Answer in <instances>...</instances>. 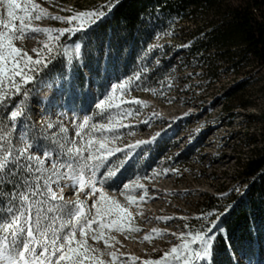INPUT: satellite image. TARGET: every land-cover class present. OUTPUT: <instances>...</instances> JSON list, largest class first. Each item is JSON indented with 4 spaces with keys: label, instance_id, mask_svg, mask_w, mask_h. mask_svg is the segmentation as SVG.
<instances>
[{
    "label": "snow or ice",
    "instance_id": "1",
    "mask_svg": "<svg viewBox=\"0 0 264 264\" xmlns=\"http://www.w3.org/2000/svg\"><path fill=\"white\" fill-rule=\"evenodd\" d=\"M120 5L121 0H105L82 9H60L70 15H53L34 0H0V264H121L117 250H109L110 241L119 243L111 233L139 231L130 209H139L148 196L142 181L179 171L151 168L142 174L139 162L144 155L151 159L153 151L159 154L161 144L175 136L174 125L192 117L191 109L149 139L124 142L139 126L126 121L138 115L136 106L147 107L126 97L133 89L157 94L147 84L161 60L157 57L151 68L147 61L162 46L141 45L129 69L127 24L112 25ZM44 19L65 26L34 25ZM138 23H143L142 14ZM41 34L42 47L31 50L35 57L17 46V41ZM161 35L173 33H156L157 38ZM159 83L163 97V81ZM41 93L47 103L35 99ZM158 117L153 112L140 123L151 126ZM202 130L203 125L194 129L185 147ZM134 166V178L125 176ZM258 179L264 181V172L220 193L218 203L194 217L195 224L180 217L186 231L171 234L180 243L142 264H264V197L253 207L252 196ZM65 190L73 198H66ZM240 209H249L247 238L236 237L233 230V214ZM160 235L153 229L143 240ZM89 239L103 241L104 249ZM129 259L136 264L138 258Z\"/></svg>",
    "mask_w": 264,
    "mask_h": 264
},
{
    "label": "rangeland",
    "instance_id": "2",
    "mask_svg": "<svg viewBox=\"0 0 264 264\" xmlns=\"http://www.w3.org/2000/svg\"><path fill=\"white\" fill-rule=\"evenodd\" d=\"M241 1L244 0H231L233 4ZM34 2L48 9L53 15H70L68 11L60 9L69 7L82 9L89 7L95 0H34ZM209 19L211 16L202 12L197 13L192 19L166 18L157 32L163 33L168 30L173 35H161L157 38L155 34L147 44L143 37L129 46L137 55L141 45L146 49L149 45L158 43L162 46L163 55L164 52L166 55L164 60H161L163 55L161 50H157L147 61L151 68L157 57L161 60L159 65L161 71L150 72L147 84L150 88H156L157 94L133 89L130 97H126V99H140L147 107L136 106L138 115L129 117L126 121L139 126L135 127L134 135L130 137L125 135L124 142L149 139L152 134L165 127L173 117L181 116L190 109L192 117L174 125L175 136L161 144L158 155L153 151L151 159L144 155L139 162L142 174L151 171V168H176L179 171L168 172L151 181H142L148 189V196L140 204L139 209L135 207L130 209L134 213V226L139 231L127 234L111 233L119 243L110 241L109 250H117L121 264H132L129 259L132 256L138 258L136 264H142L144 259L159 258L164 251L178 244L180 241L171 234L173 232L179 234L183 231L184 220L180 217H195L199 213L198 204L205 197H217L238 182H243L238 175L240 166L251 155L252 145L260 144L259 113L264 109V66L256 67L250 57L245 56L240 66L225 70L219 51H210L209 58L216 69L213 72L215 78L211 79L210 72L206 71L208 68L206 69L207 66L202 59H198V56L185 57V51L193 42L195 27L206 26L205 21ZM34 25L55 28L65 26L58 21L48 19L34 21ZM44 39L41 34L16 43L18 47H22L35 57V53L31 50L34 47L41 48ZM181 45H189V47H180ZM135 58L132 55L129 58V69H132ZM240 80H245L246 87L243 93L229 99L228 93ZM159 81H163L165 89L163 97L159 95L161 90ZM185 85L189 87L185 88ZM93 90L99 91L96 88ZM172 98H174L172 103H168L167 99ZM35 99L47 103L45 93H41ZM181 100L185 102L181 103ZM245 104L247 106L242 107ZM51 108L52 106L49 110ZM153 112L158 113L159 117L151 121V126L140 123L149 118ZM33 117L37 121L40 119L35 112ZM52 118L56 119L55 116ZM200 125H203L202 133L194 144L185 147L189 134ZM66 127L69 129L68 134L74 136L75 130L71 125L66 123ZM250 139H253V142H250ZM176 153L180 155L175 156ZM168 156H172L173 159H164ZM135 170L136 166L125 173V176L134 178ZM65 197L73 198V194L65 190ZM137 211L142 214L136 215ZM159 217L174 219L165 222L159 220ZM153 229L160 230L161 235L150 242L144 241L143 237L150 234ZM89 243L104 249L103 241L89 239ZM259 255V244H257V258Z\"/></svg>",
    "mask_w": 264,
    "mask_h": 264
},
{
    "label": "trees",
    "instance_id": "3",
    "mask_svg": "<svg viewBox=\"0 0 264 264\" xmlns=\"http://www.w3.org/2000/svg\"><path fill=\"white\" fill-rule=\"evenodd\" d=\"M104 2L105 0H95L89 7ZM263 7L264 0H244L237 4H233L231 0H121V5L115 10L112 25L115 27L118 23L126 22L130 46L143 37L147 44L166 18L192 19L199 12L211 16V19L205 21L206 26L195 27L193 42L185 51V57L198 56V59H202L206 69L208 68L206 71L210 72L209 77L213 79L216 69L209 58L210 51H219L225 70L240 66L245 56L250 57L256 67L264 66ZM140 14L143 23H138ZM202 33L204 35H201ZM130 50L132 56L136 57L134 49L130 47ZM165 55L166 52L161 60H164ZM245 87V80H240L234 84L227 96L229 99L237 96L243 93ZM246 106L245 104L242 107ZM259 124L260 144L252 145L251 155L240 166L238 173L243 182H248L253 176L264 172V109L259 113ZM250 142H253V139H250ZM252 196L256 200L253 207H259L260 198L264 197V181L257 180L252 189ZM216 203L217 197H205L198 204L199 212ZM248 211L249 209H240L233 214V230L238 238H247L245 216ZM184 223L185 221L182 228L186 231ZM188 223L195 224L194 217L189 218Z\"/></svg>",
    "mask_w": 264,
    "mask_h": 264
},
{
    "label": "built area",
    "instance_id": "4",
    "mask_svg": "<svg viewBox=\"0 0 264 264\" xmlns=\"http://www.w3.org/2000/svg\"><path fill=\"white\" fill-rule=\"evenodd\" d=\"M262 18L264 19V7L262 8Z\"/></svg>",
    "mask_w": 264,
    "mask_h": 264
}]
</instances>
